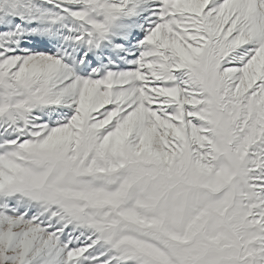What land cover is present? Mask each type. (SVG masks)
<instances>
[{
    "label": "snow or ice",
    "instance_id": "snow-or-ice-1",
    "mask_svg": "<svg viewBox=\"0 0 264 264\" xmlns=\"http://www.w3.org/2000/svg\"><path fill=\"white\" fill-rule=\"evenodd\" d=\"M0 264H264V0H0Z\"/></svg>",
    "mask_w": 264,
    "mask_h": 264
}]
</instances>
